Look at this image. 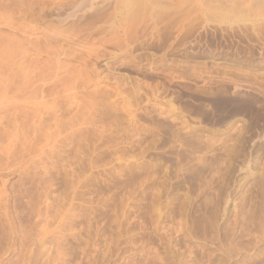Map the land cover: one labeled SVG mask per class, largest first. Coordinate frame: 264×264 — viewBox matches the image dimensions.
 Masks as SVG:
<instances>
[{
  "label": "rangeland",
  "instance_id": "obj_1",
  "mask_svg": "<svg viewBox=\"0 0 264 264\" xmlns=\"http://www.w3.org/2000/svg\"><path fill=\"white\" fill-rule=\"evenodd\" d=\"M0 264H264V0H0Z\"/></svg>",
  "mask_w": 264,
  "mask_h": 264
}]
</instances>
